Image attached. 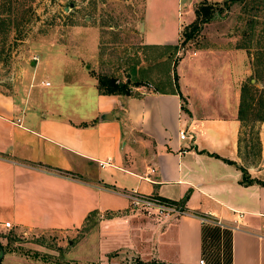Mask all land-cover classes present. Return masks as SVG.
I'll return each instance as SVG.
<instances>
[{"label": "crops", "instance_id": "crops-1", "mask_svg": "<svg viewBox=\"0 0 264 264\" xmlns=\"http://www.w3.org/2000/svg\"><path fill=\"white\" fill-rule=\"evenodd\" d=\"M199 1L144 0L141 44L150 60L173 67L167 87L150 89L162 79L153 71L130 96L103 95L95 76L81 65L69 71L79 63L62 57L59 79L48 65L45 82L22 96L0 90V224H12L0 232L60 239L90 217L112 224L125 212L122 233L73 244L71 251L87 245L95 254L77 264H264V121L257 123L260 155L244 165L238 117L250 59L210 22L202 44L180 47L183 20L195 19ZM242 169L250 184L241 183ZM132 190L184 212L162 218L134 209L123 195ZM204 215L213 222L203 223ZM22 245L31 252L2 248L0 264H67L62 242L52 259L36 240Z\"/></svg>", "mask_w": 264, "mask_h": 264}, {"label": "rangeland", "instance_id": "rangeland-1", "mask_svg": "<svg viewBox=\"0 0 264 264\" xmlns=\"http://www.w3.org/2000/svg\"><path fill=\"white\" fill-rule=\"evenodd\" d=\"M223 1L225 0H208V3L219 9ZM143 3L144 0H0V90L12 96H22L25 89L45 82L42 73L48 65L52 77L59 79L61 71L56 74L54 70L65 62L62 57L78 61L79 64L70 66L69 71L78 69V65H81L96 78L114 76L123 85L126 83L132 91L134 83L139 82L137 80L149 78L153 71H156L158 79L163 80L154 82L150 79L153 84L150 89L167 87L166 81L172 76L173 67L170 68L169 62H163L160 58L150 60L153 53L141 44ZM190 23L184 18L182 30ZM210 23L222 25L216 26L217 32L231 33L235 36L236 43L243 45L248 42L250 47L247 45L249 52H246L251 68L252 59L261 57L256 65H259V69H264V63L260 65L264 62V0H247L245 6L233 5L220 16L215 14ZM249 23L253 24L254 35L246 41L243 30L247 29ZM207 35V31L202 30L187 45L197 47ZM175 60H178V56H175ZM143 61L147 62V69L137 70V66ZM247 82L249 78L246 79L245 83ZM254 85L260 91V104L264 105V80H254ZM262 113L264 114V109ZM257 130V123H248L243 128L241 158L244 165L254 164L257 160ZM124 214L125 212H120L114 217L119 219ZM118 219L108 224L105 221L102 223L105 219L101 217H90L81 229L66 232L70 234L60 239L58 235L51 234L36 239L23 235L17 238L11 230L2 231L0 243L9 242L5 248L9 251L29 253L31 250L22 244L36 240L43 246L40 248V255H48L52 259V255L58 254L57 243L62 242L66 263L77 264L95 258V254L87 245L84 246L87 250L76 248L71 251L73 244L85 236L93 237L96 233H122V222ZM108 225L112 228H108ZM15 241L22 243L21 246L14 247Z\"/></svg>", "mask_w": 264, "mask_h": 264}, {"label": "trees", "instance_id": "trees-1", "mask_svg": "<svg viewBox=\"0 0 264 264\" xmlns=\"http://www.w3.org/2000/svg\"><path fill=\"white\" fill-rule=\"evenodd\" d=\"M245 2L247 0H225L221 4L219 9H215L214 5L208 3V0H200L197 6L194 8V15L195 20L188 24L186 28L181 30V40H180V47L186 46L188 43H190L192 40H194L203 30L204 25L208 24L215 18V14L220 16L222 12L230 10V8L233 5L240 4L245 6ZM250 24V23H249ZM248 24V25H249ZM253 24L251 23L247 29L243 30V36H246L247 40L252 38L253 33ZM248 42L244 43L243 45L238 44V46L249 52V47L247 46ZM261 57H257L255 60L252 59V71H253V77L249 78V82L245 83L242 86L241 90V103L239 107V113L238 117L239 120L242 122L243 127L246 126L248 123L250 124H256L258 122L264 121V114L262 113L264 109V105L260 104L259 101V89L254 85V83H251V80L254 79L256 82L264 80V69H259V65H256L257 61H261ZM264 62H261L260 65H262ZM174 79H176V75H174ZM146 83L141 82H135L133 87H141L145 86ZM97 87L100 94L103 95H126L130 96L131 91L130 88L125 83L122 87L119 85V81L114 76H100L97 78ZM182 98V96H181ZM260 105V106H259ZM80 126H87L86 123L80 124ZM257 138V156L260 155V142L258 134L256 136ZM243 177L241 180L242 184H250L252 181L248 179L247 173L244 169H242ZM161 199V198H159ZM162 201L168 202L170 204L178 205L180 207V204L168 201L166 199H161ZM181 210H183L181 205ZM184 211V210H183ZM88 220V219H87ZM6 245L5 247H7ZM0 244V250L2 248H5Z\"/></svg>", "mask_w": 264, "mask_h": 264}, {"label": "built area", "instance_id": "built-area-1", "mask_svg": "<svg viewBox=\"0 0 264 264\" xmlns=\"http://www.w3.org/2000/svg\"><path fill=\"white\" fill-rule=\"evenodd\" d=\"M45 85L49 86V83H45ZM180 138L181 139L185 138L184 132H180ZM99 164L102 167L104 165H107V163H99ZM123 195L127 198L132 208L141 209L149 215L156 214L162 218H166L171 214H178L184 212L183 210H181V207H179L178 205L170 204L156 197L145 196L143 194L138 193L135 190L127 191ZM210 219L211 218L209 215L201 216V221L203 223L213 222ZM214 223L218 226L223 227L221 221L219 220H216ZM0 227H3L4 229H11L12 224L9 222H5L0 224ZM23 236H27V233L24 232ZM199 264H204V262L199 261Z\"/></svg>", "mask_w": 264, "mask_h": 264}, {"label": "water", "instance_id": "water-1", "mask_svg": "<svg viewBox=\"0 0 264 264\" xmlns=\"http://www.w3.org/2000/svg\"><path fill=\"white\" fill-rule=\"evenodd\" d=\"M252 83H254V80H252ZM121 85V84H120ZM1 257H3V253L1 255ZM149 264H163V263H149Z\"/></svg>", "mask_w": 264, "mask_h": 264}]
</instances>
